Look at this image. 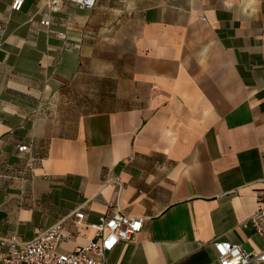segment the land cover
<instances>
[{"label": "crops", "instance_id": "1", "mask_svg": "<svg viewBox=\"0 0 264 264\" xmlns=\"http://www.w3.org/2000/svg\"><path fill=\"white\" fill-rule=\"evenodd\" d=\"M14 1L0 0V258L58 222L70 253L117 212L146 220L106 264H218L217 240L260 251L264 0Z\"/></svg>", "mask_w": 264, "mask_h": 264}, {"label": "built area", "instance_id": "2", "mask_svg": "<svg viewBox=\"0 0 264 264\" xmlns=\"http://www.w3.org/2000/svg\"><path fill=\"white\" fill-rule=\"evenodd\" d=\"M55 3V1H53ZM69 3L81 9H94L97 0H68ZM23 0H15L12 9L20 11ZM49 27L50 21H41ZM20 153H31L28 145L18 147ZM28 160L27 166L33 162ZM82 213H75L72 222L82 225ZM145 218L129 216L121 212L111 217L102 216L95 224L88 225L95 232L94 237L87 243L77 246L70 253H61L58 247L61 243L71 239L65 231L64 223L58 222L40 232L28 241H21L13 235L4 243L8 251L0 258V264H106V256L113 251L120 242L132 240L144 228ZM256 234L261 238L263 247L260 251L246 252L240 245L226 241H214L212 246L216 253L218 264H258L264 262V205L251 217L249 221Z\"/></svg>", "mask_w": 264, "mask_h": 264}, {"label": "rangeland", "instance_id": "3", "mask_svg": "<svg viewBox=\"0 0 264 264\" xmlns=\"http://www.w3.org/2000/svg\"><path fill=\"white\" fill-rule=\"evenodd\" d=\"M164 0H123L121 3L130 10L132 8L138 9L140 12H143L148 7L158 5Z\"/></svg>", "mask_w": 264, "mask_h": 264}]
</instances>
